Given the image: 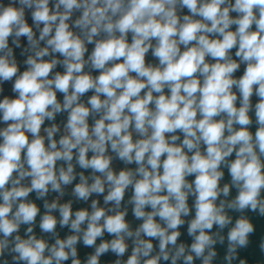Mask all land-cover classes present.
Returning <instances> with one entry per match:
<instances>
[{
  "label": "clouds",
  "instance_id": "9594fccd",
  "mask_svg": "<svg viewBox=\"0 0 264 264\" xmlns=\"http://www.w3.org/2000/svg\"><path fill=\"white\" fill-rule=\"evenodd\" d=\"M0 125V264H249L264 0H0Z\"/></svg>",
  "mask_w": 264,
  "mask_h": 264
},
{
  "label": "crops",
  "instance_id": "0c3cea01",
  "mask_svg": "<svg viewBox=\"0 0 264 264\" xmlns=\"http://www.w3.org/2000/svg\"><path fill=\"white\" fill-rule=\"evenodd\" d=\"M60 119H62V117H58V120ZM256 224H257V232L252 237V243L247 249L240 251V256L247 258L249 264H264V255L260 253L258 247L261 238L264 237V219H257ZM219 250L221 255H223L224 248H220Z\"/></svg>",
  "mask_w": 264,
  "mask_h": 264
}]
</instances>
